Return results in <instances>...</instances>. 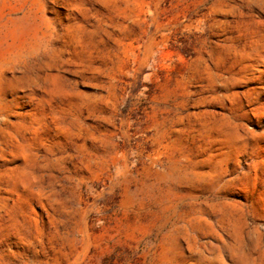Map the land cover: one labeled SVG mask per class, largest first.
Wrapping results in <instances>:
<instances>
[{
	"label": "rangeland",
	"instance_id": "rangeland-1",
	"mask_svg": "<svg viewBox=\"0 0 264 264\" xmlns=\"http://www.w3.org/2000/svg\"><path fill=\"white\" fill-rule=\"evenodd\" d=\"M0 264H264V0H0Z\"/></svg>",
	"mask_w": 264,
	"mask_h": 264
}]
</instances>
